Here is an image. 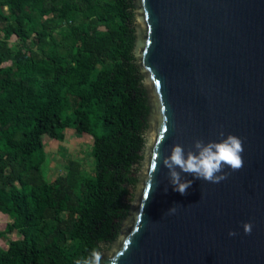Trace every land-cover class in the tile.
<instances>
[{"label": "trees", "instance_id": "1", "mask_svg": "<svg viewBox=\"0 0 264 264\" xmlns=\"http://www.w3.org/2000/svg\"><path fill=\"white\" fill-rule=\"evenodd\" d=\"M134 10V0H0V213L11 219L0 239L21 236L0 264H75L117 241L149 128ZM42 19L56 35L38 30ZM32 35L26 51L6 41ZM54 127L93 137V178L69 160L46 181L41 138Z\"/></svg>", "mask_w": 264, "mask_h": 264}, {"label": "water", "instance_id": "2", "mask_svg": "<svg viewBox=\"0 0 264 264\" xmlns=\"http://www.w3.org/2000/svg\"><path fill=\"white\" fill-rule=\"evenodd\" d=\"M133 54L149 99L140 182L102 264H264V0H134ZM243 167L173 191L159 156L219 134ZM167 188V191H165ZM174 214H169L171 207ZM251 223L246 235L243 224ZM229 232H236L230 237Z\"/></svg>", "mask_w": 264, "mask_h": 264}, {"label": "clouds", "instance_id": "3", "mask_svg": "<svg viewBox=\"0 0 264 264\" xmlns=\"http://www.w3.org/2000/svg\"><path fill=\"white\" fill-rule=\"evenodd\" d=\"M218 142L205 143L201 139L193 142L192 147L185 151L184 147L177 144L174 145L170 154L161 161L159 156L153 162V173L159 168L160 164L167 169L169 183L173 191L181 195H186L187 190L191 187L193 181L183 179V175H190L195 180H203L208 183L218 184L228 178L229 173L225 169L233 172L239 171L244 161L242 153L244 151L243 141L234 135L225 136L223 132L219 134ZM183 174V175H182ZM167 191V188H165ZM176 207H171L169 214L176 212ZM243 231L246 235H250L252 224H243ZM230 237L236 236V232H229ZM118 257L108 258L109 264H117ZM104 254L93 249L89 257L77 260L75 264H102Z\"/></svg>", "mask_w": 264, "mask_h": 264}, {"label": "rangeland", "instance_id": "4", "mask_svg": "<svg viewBox=\"0 0 264 264\" xmlns=\"http://www.w3.org/2000/svg\"><path fill=\"white\" fill-rule=\"evenodd\" d=\"M42 28L45 29L47 33L53 32V35H56V32L59 30L54 24L48 26L44 22V19L39 20L38 30ZM1 37L3 38V34L0 31V38ZM34 38L35 36L32 35L23 45H21L14 36H11L6 41L11 49L21 48L26 51L27 48H33ZM3 65H6V63ZM69 99L71 101L73 100L70 96ZM93 140L91 135L70 128L62 129L54 127L50 134L43 135L41 138L45 154L43 172L46 181L53 182L57 177L65 175V164L69 160L79 163L80 172L84 178H93L94 160L91 154ZM5 216L6 215L0 213V232H3L6 225L9 223L8 217ZM66 217L67 213H61L62 219ZM20 238L21 236L18 233L11 232L0 239V248L5 250L10 241Z\"/></svg>", "mask_w": 264, "mask_h": 264}, {"label": "crops", "instance_id": "5", "mask_svg": "<svg viewBox=\"0 0 264 264\" xmlns=\"http://www.w3.org/2000/svg\"><path fill=\"white\" fill-rule=\"evenodd\" d=\"M5 217H8V216H5ZM8 219H9V223H11V219H10L9 217H8ZM9 223H8V224H9ZM17 240H18V239H17ZM1 249H2V248H1Z\"/></svg>", "mask_w": 264, "mask_h": 264}]
</instances>
